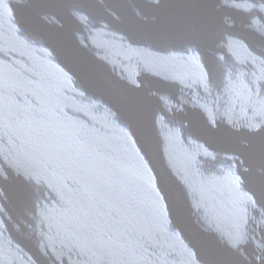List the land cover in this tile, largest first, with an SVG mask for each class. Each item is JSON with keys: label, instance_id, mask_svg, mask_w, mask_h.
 Wrapping results in <instances>:
<instances>
[{"label": "water", "instance_id": "obj_1", "mask_svg": "<svg viewBox=\"0 0 264 264\" xmlns=\"http://www.w3.org/2000/svg\"><path fill=\"white\" fill-rule=\"evenodd\" d=\"M262 143L264 0H0V264H264Z\"/></svg>", "mask_w": 264, "mask_h": 264}, {"label": "snow or ice", "instance_id": "obj_2", "mask_svg": "<svg viewBox=\"0 0 264 264\" xmlns=\"http://www.w3.org/2000/svg\"><path fill=\"white\" fill-rule=\"evenodd\" d=\"M255 154H253L254 156ZM260 160H261V172L260 175H252L249 179L252 183H259L262 189H264V143L261 144L260 148ZM22 175V174H21ZM161 190L165 191V194H167L166 188H165V182L164 179L161 178ZM176 211L179 213L181 211L179 205H177Z\"/></svg>", "mask_w": 264, "mask_h": 264}]
</instances>
